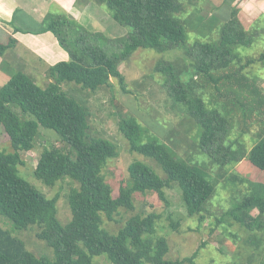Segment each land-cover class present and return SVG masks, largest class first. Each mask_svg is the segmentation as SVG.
<instances>
[{"label":"trees","instance_id":"trees-1","mask_svg":"<svg viewBox=\"0 0 264 264\" xmlns=\"http://www.w3.org/2000/svg\"><path fill=\"white\" fill-rule=\"evenodd\" d=\"M103 1L113 20L127 29L115 45L109 42L101 46L84 29L74 27L65 13L49 11L41 22V30L29 33L50 32L69 59L47 69L50 81L45 87L22 71L15 72L0 87V127L11 149L0 152V214L17 230L38 225L36 237L55 254L54 260L34 255L21 239L0 226V264H94V258L102 255L111 264L193 263L197 251L181 260L165 259L169 248L164 238L155 237L159 219L156 213L133 215L116 233L103 227V219L117 222L114 216L121 210L132 211L135 194L153 193L165 202V190L175 185L181 191L188 216L202 223L218 184V179L210 175L211 169L181 159L166 144L146 137L135 118L124 117L119 131L129 149L153 160L162 174L134 161L127 168V181L113 196L103 169L109 160L117 158V147L88 133V108L62 88V84L69 82L96 92L111 87V81L117 80L125 92L119 64L138 49L158 53L178 50L186 56L180 65L168 63L159 65L157 70L164 76L173 108L184 112L199 129L198 149L209 157L208 164L219 170L216 176L223 177L234 194L231 208L216 222L230 217L249 232L262 226L264 184L233 173L224 175L226 167L244 159L264 171V92L251 74L255 65L264 69V51L255 57L240 50L250 48L260 34L264 35V20L257 18L246 23L234 0L226 1L231 10L223 17L222 25L215 16L197 13V8L188 11L185 0ZM193 1L187 0L192 8L196 5ZM187 30H207L208 34L216 30L218 38H195L190 42ZM14 43L12 37L6 43L0 42V57ZM39 126L57 133L68 148L64 152L55 146H44L33 170L34 178L47 187H54L65 176L76 182L77 186L67 195L71 219L66 225L57 219V198L47 199L18 170L25 165L22 152L35 148ZM253 126L259 128L254 134L256 143L247 150L241 138ZM235 128L238 135L233 138L231 132ZM241 185L247 187L243 194ZM247 209L257 210V216L253 217Z\"/></svg>","mask_w":264,"mask_h":264},{"label":"rangeland","instance_id":"rangeland-1","mask_svg":"<svg viewBox=\"0 0 264 264\" xmlns=\"http://www.w3.org/2000/svg\"><path fill=\"white\" fill-rule=\"evenodd\" d=\"M21 1L24 5L29 4L36 15L37 12L41 13L43 9H47L43 19L49 11H62L73 21L74 27L84 29L83 32L101 46L110 43L115 45L117 39L123 37L125 35L123 34L124 31H127L126 28L113 20L111 12L103 0H70L72 2V7L69 9L71 13L55 1L50 2L46 8L41 4L36 6L34 3H30L32 0ZM226 1L224 0L222 3V0H194L193 2L196 4L194 8L187 0L184 2L188 11L197 8V13L199 12L202 16H215L219 20V25H222L225 22L223 17L228 15L231 10ZM235 5L238 9V5L236 3ZM4 11V7L1 5L0 12ZM241 12L243 11L241 10ZM34 13H31V17H35ZM41 22H37L36 19L32 18V22L23 25V28L33 32L41 30ZM95 27L103 31L97 30ZM207 32V30H187L188 41L193 42L195 38L207 41L209 37L212 38L210 41H213V39L218 38L216 30H213L211 34ZM259 33H261V30H259ZM204 34H207V36ZM47 36L43 35V37ZM10 37L0 36V42L6 43ZM43 37L40 38L43 39ZM263 38L264 35L260 34L250 48H240L241 52L255 57L258 56L264 51V41H261ZM49 48L50 46H46L44 53L40 52L42 57H39L45 61V64L41 63V65L48 64L43 68L40 65L34 67V62L31 68L27 67L23 61L18 63L16 58L18 54L13 56L15 60L9 58L11 52L0 57V87L17 71L31 74L37 85L45 87L50 81L46 77L47 69L51 66L47 57L54 53ZM9 50H18V47ZM61 54L64 55L63 52ZM61 54L58 52L53 57H59ZM184 58L186 56L178 50L165 53H158L150 49L136 50L128 60L119 64V70L125 78V92L117 80L111 81V87H103L96 92L83 90L74 83L65 82L62 84V88L69 92L68 94L71 93V96L88 108L90 113L88 133L92 137L108 140L117 147V158L109 160L103 169L104 178L111 186L113 196L117 195L120 185L127 181V168L134 161L145 163L157 171L159 175L162 174L153 160L129 149L128 142L119 131V122L124 117L135 118L142 126L146 137H154L161 143L166 144L181 159L199 166L208 165L211 169V177L218 179L216 193L206 206L208 212L204 215L205 219L202 223H199L196 217L188 216L182 201L181 191L174 185L172 188L165 190V202L160 201L157 195L153 193L135 194L133 196L134 209L132 211L121 210L118 215L114 216L117 222H110L104 218L103 227L111 233H116L131 216L156 213L159 215V219L155 225V237L164 238L167 241L169 248L165 255L167 260H181L192 256L197 251V255L191 264H264V216L261 219V228H255L251 232L242 229L230 217H226L225 222H216L218 217H221L231 208V187L223 182V177L218 178L216 176L219 170L212 168L208 164L210 163L209 157L198 149L199 129L192 125L193 120L186 118L184 112L181 113L177 108H173L172 101L168 97L164 86V76L157 70L159 65L165 66L168 63L180 65L181 60ZM33 60L34 57L31 55L25 62L28 63ZM258 68L259 66L256 65L255 69ZM36 70L37 72H35ZM260 88L261 90L264 89V84L263 86L260 84ZM28 117L32 118V116ZM258 129V127L253 126L251 132L241 138L247 150L256 143L254 134ZM231 134L233 138L236 137L238 129H233ZM39 135L35 148L29 152H22L25 165L19 166L18 170L20 176L24 177L47 199L57 198L56 216L62 225H66L71 219L67 195L72 188L77 186L76 182L65 176L54 187H47L34 178L33 170L44 146H55L64 152H68V148L53 130L39 126ZM2 151L9 152L11 149L9 139L3 128L0 127V152ZM72 157H74V153H72ZM231 173L264 184V171L258 170L245 159L238 164L226 167L224 177H228ZM246 188L244 185L239 186L240 193H245ZM247 210L253 217L258 214L255 209ZM173 224H177L176 228L173 227ZM0 226L11 232L13 236L21 239L27 250L34 255L43 256L50 260L55 259L53 249L36 237L39 231L38 225H31L25 230H17L12 222L0 214ZM93 261L94 264H111L104 255L95 257Z\"/></svg>","mask_w":264,"mask_h":264},{"label":"crops","instance_id":"crops-1","mask_svg":"<svg viewBox=\"0 0 264 264\" xmlns=\"http://www.w3.org/2000/svg\"><path fill=\"white\" fill-rule=\"evenodd\" d=\"M52 1L59 3L61 7H63L66 11L70 12L69 9L72 7V2H71L72 0L71 1L70 0H32L30 3H34L36 6L41 4V6L46 8ZM235 3L238 5V11H239L240 16L242 17V19L245 20L246 23L251 24L257 18L264 20V0H234V5ZM1 5L4 7L5 11L2 13L0 12V36L6 37V38L11 36L15 40V43L12 45V48L18 47V50L11 51L8 49L6 51V53H9V54L11 52L9 58H13L15 54H18V56H16L18 63L20 61H23V63L26 64L27 67L31 68L34 62V67L37 65H40L41 68H43L44 66L48 64L43 65V66L41 65V63L45 64V61H43L40 58L42 57L40 55V52L44 53V49L46 46H50L49 50H52L54 52L47 57L51 65L59 61H62V60H67V58H69L68 54L60 47L57 40L50 32L33 34V33H29V32H33L32 30L23 28V25H27L32 22V18L36 19L37 22H41L43 20V15L47 9H43L41 13L37 12V15H36L33 11L34 9L29 7V4L24 5L21 0H0V7ZM74 7H75V4H74ZM241 10L243 12H241ZM18 12H20L19 15H17ZM32 12L35 14V17H31ZM2 19L3 21H1ZM5 21H8V22H5ZM15 28L21 31H15ZM95 28L97 30L103 31L102 29H98L97 27ZM24 31H27L28 33H24ZM43 35H48V36L43 37ZM40 37H43V39H41ZM58 52L60 54L61 52H63L64 55L61 54L59 55V57H53V55ZM45 54L47 55V53ZM31 55H33L34 60L29 61L28 63L25 62L28 60V58L31 57ZM43 59L45 58L43 57ZM13 60H15V58H13ZM251 71H252L251 74L255 76V83L260 88V84L261 86H263L264 84L263 69H261V67L259 66L258 69H255V67H253ZM35 72H37V70ZM261 91L264 92V89L262 88Z\"/></svg>","mask_w":264,"mask_h":264}]
</instances>
